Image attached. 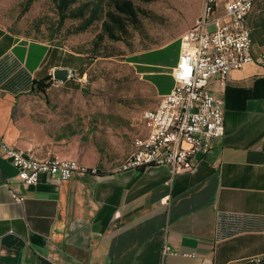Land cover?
<instances>
[{
    "label": "crops",
    "instance_id": "obj_1",
    "mask_svg": "<svg viewBox=\"0 0 264 264\" xmlns=\"http://www.w3.org/2000/svg\"><path fill=\"white\" fill-rule=\"evenodd\" d=\"M175 44L129 55L157 98L174 85L179 46L174 59L164 52ZM56 50L0 26V133L9 145L34 149L21 129V101L35 82L67 67L58 64ZM252 50L264 54V46L254 44ZM161 52L162 62L144 60ZM209 89L223 103L225 134L207 154L193 157L192 172L175 175L170 185L166 167L112 174L118 163L80 158L72 148L57 146L35 152L97 166L109 175L75 173L65 181L58 174L40 175L36 185L27 186L14 180L17 169L0 155V264L264 260V65L250 63L225 80L214 78ZM164 237L172 254H162Z\"/></svg>",
    "mask_w": 264,
    "mask_h": 264
},
{
    "label": "rangeland",
    "instance_id": "obj_2",
    "mask_svg": "<svg viewBox=\"0 0 264 264\" xmlns=\"http://www.w3.org/2000/svg\"><path fill=\"white\" fill-rule=\"evenodd\" d=\"M130 1L139 14L136 27L129 26L127 37L120 41H103L104 56L89 59L91 43L99 33L97 24L70 34L78 22L58 25L52 0H0V26L56 46L58 64L73 71L62 84L51 76L46 94L32 89L21 101V129L34 142V150L72 148L80 158L116 165L129 152L133 139L144 133L143 112L153 109L160 97L133 69L129 55L174 41L175 46L164 52L165 58L174 59L176 40L194 24L201 0ZM261 1L248 22L259 13ZM162 59L163 52L144 58Z\"/></svg>",
    "mask_w": 264,
    "mask_h": 264
},
{
    "label": "built area",
    "instance_id": "obj_3",
    "mask_svg": "<svg viewBox=\"0 0 264 264\" xmlns=\"http://www.w3.org/2000/svg\"><path fill=\"white\" fill-rule=\"evenodd\" d=\"M257 0H201L194 24L178 39L179 58L171 69L174 85L160 96L156 106L143 112L144 135L132 141V151L111 173L163 166L173 177L192 172V159L207 154L212 141L225 134L223 103L209 89L212 79L225 80L247 64L264 65V54H253L248 16ZM0 155L17 169V183L36 185L40 175L58 174L65 181L75 173L97 177L109 175L97 166L57 155L39 157L34 149H21L5 142L0 133ZM15 200L25 198L15 194ZM164 237L162 254H172ZM256 257L249 264H262Z\"/></svg>",
    "mask_w": 264,
    "mask_h": 264
},
{
    "label": "trees",
    "instance_id": "obj_4",
    "mask_svg": "<svg viewBox=\"0 0 264 264\" xmlns=\"http://www.w3.org/2000/svg\"><path fill=\"white\" fill-rule=\"evenodd\" d=\"M52 1L59 18L58 25L62 26L67 20L78 22L71 27L74 29L69 31L70 34L85 32L95 24L99 26V33L88 52L89 59L104 56L101 51L103 41L117 42L126 38L128 27H136L138 23L139 14L130 0ZM250 28L253 43L264 46V0L259 5V13L251 20ZM51 80L52 77L48 76L43 81L35 82L33 89L46 94Z\"/></svg>",
    "mask_w": 264,
    "mask_h": 264
},
{
    "label": "water",
    "instance_id": "obj_5",
    "mask_svg": "<svg viewBox=\"0 0 264 264\" xmlns=\"http://www.w3.org/2000/svg\"><path fill=\"white\" fill-rule=\"evenodd\" d=\"M52 76L55 81L62 84L73 76V71L67 67H59L53 70Z\"/></svg>",
    "mask_w": 264,
    "mask_h": 264
}]
</instances>
